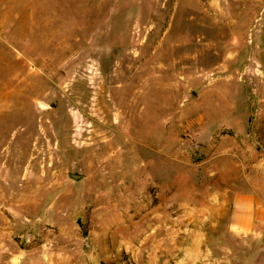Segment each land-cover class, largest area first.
<instances>
[{
	"label": "rangeland",
	"instance_id": "rangeland-1",
	"mask_svg": "<svg viewBox=\"0 0 264 264\" xmlns=\"http://www.w3.org/2000/svg\"><path fill=\"white\" fill-rule=\"evenodd\" d=\"M246 195L264 0H0V264H264Z\"/></svg>",
	"mask_w": 264,
	"mask_h": 264
},
{
	"label": "crops",
	"instance_id": "crops-1",
	"mask_svg": "<svg viewBox=\"0 0 264 264\" xmlns=\"http://www.w3.org/2000/svg\"><path fill=\"white\" fill-rule=\"evenodd\" d=\"M256 221L264 223L263 209L253 196H239L232 215V228L238 234L254 230Z\"/></svg>",
	"mask_w": 264,
	"mask_h": 264
},
{
	"label": "water",
	"instance_id": "water-1",
	"mask_svg": "<svg viewBox=\"0 0 264 264\" xmlns=\"http://www.w3.org/2000/svg\"><path fill=\"white\" fill-rule=\"evenodd\" d=\"M69 178L73 179L74 181H79L83 179L84 176L79 174H69Z\"/></svg>",
	"mask_w": 264,
	"mask_h": 264
}]
</instances>
